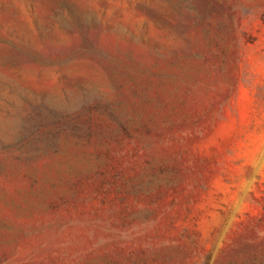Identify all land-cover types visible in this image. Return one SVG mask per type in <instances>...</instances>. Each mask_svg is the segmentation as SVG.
Masks as SVG:
<instances>
[{"label":"rangeland","instance_id":"1","mask_svg":"<svg viewBox=\"0 0 264 264\" xmlns=\"http://www.w3.org/2000/svg\"><path fill=\"white\" fill-rule=\"evenodd\" d=\"M0 264H264V0H0Z\"/></svg>","mask_w":264,"mask_h":264}]
</instances>
